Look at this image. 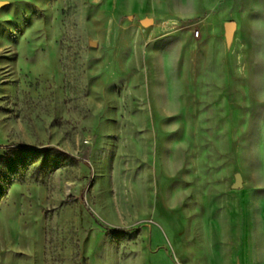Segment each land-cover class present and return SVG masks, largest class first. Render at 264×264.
Returning a JSON list of instances; mask_svg holds the SVG:
<instances>
[{
    "label": "rangeland",
    "instance_id": "374dc122",
    "mask_svg": "<svg viewBox=\"0 0 264 264\" xmlns=\"http://www.w3.org/2000/svg\"><path fill=\"white\" fill-rule=\"evenodd\" d=\"M12 144L84 163L0 174V264H264V0H0Z\"/></svg>",
    "mask_w": 264,
    "mask_h": 264
},
{
    "label": "trees",
    "instance_id": "16d2710c",
    "mask_svg": "<svg viewBox=\"0 0 264 264\" xmlns=\"http://www.w3.org/2000/svg\"><path fill=\"white\" fill-rule=\"evenodd\" d=\"M28 159H33L39 162V169L46 168L48 170H55L65 162L84 163L76 158L56 150L54 148H46L42 151H37L32 148L24 146H14L13 144L7 148L5 155L0 159L1 172L3 177H7V174L12 170L18 171L19 168L27 164ZM4 191L0 186V200L3 198ZM102 227V226H101ZM106 229V228H105ZM107 230V234L113 237L120 235L124 230Z\"/></svg>",
    "mask_w": 264,
    "mask_h": 264
},
{
    "label": "water",
    "instance_id": "95a60500",
    "mask_svg": "<svg viewBox=\"0 0 264 264\" xmlns=\"http://www.w3.org/2000/svg\"><path fill=\"white\" fill-rule=\"evenodd\" d=\"M153 21L151 19H147L145 21H143V24L145 26H149L152 25ZM226 31H227V38L230 39L233 33V29H234V23H227L226 26ZM88 47L89 48H96L97 47V43L93 40H89L88 41ZM242 187V178L240 176V174H235L234 176V183L232 185V188L235 190L241 189Z\"/></svg>",
    "mask_w": 264,
    "mask_h": 264
},
{
    "label": "built area",
    "instance_id": "2783aa9c",
    "mask_svg": "<svg viewBox=\"0 0 264 264\" xmlns=\"http://www.w3.org/2000/svg\"><path fill=\"white\" fill-rule=\"evenodd\" d=\"M198 36V34H196Z\"/></svg>",
    "mask_w": 264,
    "mask_h": 264
}]
</instances>
